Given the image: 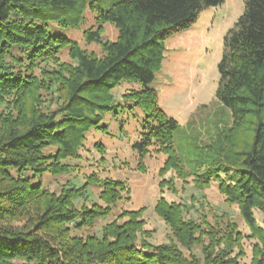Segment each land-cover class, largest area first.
Segmentation results:
<instances>
[{"label": "trees", "instance_id": "1", "mask_svg": "<svg viewBox=\"0 0 264 264\" xmlns=\"http://www.w3.org/2000/svg\"><path fill=\"white\" fill-rule=\"evenodd\" d=\"M223 1L0 0V264H237L232 253L241 234L233 222L215 225L204 213L187 217L185 204L160 195L153 210L170 226L168 242L148 241L143 207L121 210L99 235H81L74 231L107 218L125 198V181L92 172L81 185L73 176L59 193L44 186L43 175L74 171L70 161L81 157L87 133L115 106L111 91L121 82L140 84L124 94L145 113L132 145L140 162L149 152L163 153L161 175L178 166L176 175H188L199 188L215 182L258 239L249 264H264V227L253 212L264 215V0H245L224 38L216 98L229 109L231 125L196 149L185 176L174 147L177 122L148 85L165 39L189 27L203 7ZM88 4L96 15L85 38L101 44L100 56L48 24L75 26ZM106 22L117 30L114 40L101 38ZM63 50L71 62H59ZM42 92L56 98L52 110L44 108ZM94 147L103 157L104 145ZM169 184L162 179L159 187ZM90 186L99 188L91 203ZM11 220L26 222L15 228L6 224ZM195 245L202 257L192 252Z\"/></svg>", "mask_w": 264, "mask_h": 264}, {"label": "rangeland", "instance_id": "2", "mask_svg": "<svg viewBox=\"0 0 264 264\" xmlns=\"http://www.w3.org/2000/svg\"><path fill=\"white\" fill-rule=\"evenodd\" d=\"M244 6L245 0H224L219 5L203 7L189 27L165 39L161 65L148 84L157 93L159 107L177 122L174 147L184 164V176L190 170L189 164L197 157L196 149L213 143L217 133L231 125L229 109L216 98L220 78L218 64L224 53V38L235 27ZM95 15L88 4L77 25H60L54 19L48 24L52 33L73 39L81 48L100 56L103 55L101 44L85 38V32L95 24ZM116 36L117 30L113 24L106 22L102 25L103 41L114 40ZM58 60L71 62L66 50L60 53ZM138 87L140 84L136 82H121L111 91L115 106L104 114L100 128L87 133L85 147L80 151L81 157L70 161L74 171L69 175H43L44 186L59 193L67 180H74L73 176H78L74 182L81 185L85 176L92 172L100 177L121 179L129 192L124 193L125 198L117 203L112 213L105 219H99L93 227H84L74 233L99 235L102 224L121 210L143 207L144 227L151 230L148 241L152 244L168 242L173 239L170 226L153 210L156 200L163 195L168 201L185 204L187 217L195 218L204 213L215 225L233 222L241 237L232 255L236 254L237 264H249L258 239L243 220L238 205L226 202L215 182L199 188L188 175L185 180L176 175L178 166H172L161 175L160 168L166 159L163 153L149 152L140 162L132 145L141 138L145 113L139 106L130 107L133 101L124 96L129 89ZM41 101L46 110H52L57 104L56 98L45 92L41 93ZM95 142L104 145L103 157L96 151ZM162 179H170V184L161 189L159 182ZM98 191L99 188L95 186L89 187L90 203L97 200ZM76 202L79 204L82 200ZM253 212L257 224L264 227V215L258 209ZM25 222L11 220L6 224L20 228ZM200 249V245H195L192 252L202 257ZM183 251L188 253L185 249Z\"/></svg>", "mask_w": 264, "mask_h": 264}]
</instances>
